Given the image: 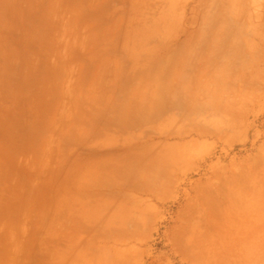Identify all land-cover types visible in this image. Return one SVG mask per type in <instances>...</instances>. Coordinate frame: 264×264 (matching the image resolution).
<instances>
[{"label": "crops", "instance_id": "crops-1", "mask_svg": "<svg viewBox=\"0 0 264 264\" xmlns=\"http://www.w3.org/2000/svg\"><path fill=\"white\" fill-rule=\"evenodd\" d=\"M250 2L0 0V169H12L0 177V215L11 200L8 213L19 203L29 217L28 240L14 243L12 264H174L157 254L166 201L177 203L175 258L220 262L212 234L195 218L207 213L208 194L225 215L264 201V115H255L262 96L241 81L246 57L264 55V39L246 31L255 23L242 12L218 14ZM74 81L78 111H57ZM98 102L128 107L99 115L91 106ZM220 102L241 105L214 115ZM166 116L174 135L167 155ZM130 121L146 131L134 132ZM141 134L143 141L133 137ZM212 135L252 144V159L202 165L194 140ZM166 159L174 184L168 197ZM217 237L221 262L237 253L234 262L264 264V223L242 239L233 235L239 241L230 246L228 231Z\"/></svg>", "mask_w": 264, "mask_h": 264}, {"label": "rangeland", "instance_id": "rangeland-1", "mask_svg": "<svg viewBox=\"0 0 264 264\" xmlns=\"http://www.w3.org/2000/svg\"><path fill=\"white\" fill-rule=\"evenodd\" d=\"M251 6L245 7L243 9H237V8H223L218 9L223 14L232 15V13L236 12H242L244 15L245 21H253L255 25L253 28L248 29L246 27V31H252L256 35H260L261 41L264 39V0H251ZM214 10V14L216 13ZM246 70L244 72V80H241L243 82L244 90L245 91H252L254 86L258 88L261 92L262 96V107L260 112L258 111L255 115H264V55H256L254 57H246ZM259 63V65H258ZM255 64V65H254ZM253 68V70L251 69ZM242 72H239L241 74ZM72 73H70L71 75ZM76 76V73L73 72V74L70 76ZM255 82V84H254ZM70 96L69 97V103L67 104H61L59 103L57 105V111L62 108V111L68 112L69 115H75L77 110V104L75 102L76 97V84L75 81L70 85L69 88ZM99 91V90H98ZM58 94H60V90H58ZM65 95V92L63 91V96ZM96 95H102V93L97 92ZM72 101V102H71ZM239 102L237 103H217L213 105L214 109V115H220L218 112H216V109H222L226 111L228 108L229 110H236L238 106H240ZM93 107V111L98 113L99 115H108L109 113H117V115H123V111L128 105L121 104V103H101L98 102L97 104L91 105ZM244 109L247 111L245 114H249L250 109L248 110L246 106ZM131 111V109H130ZM140 119V117H138ZM215 121V120H214ZM140 122V121H139ZM173 119L169 116H166L164 119V145H165V151L166 155L167 152L172 151V138H173ZM219 120L215 121L213 123L214 127H219ZM129 128H132V130H137L139 128V132L146 131L145 126L138 125L137 121H130ZM183 129V128H182ZM217 132L220 131V128H215ZM183 131V130H182ZM135 139H138L139 141H143L146 136L145 135H139V136H133ZM188 139L184 133L181 135V141H184L185 139ZM230 138V137H229ZM232 139V138H230ZM194 151L195 154H197V157L200 158V160L203 159L202 165H204L205 162L213 161V163H219L224 165L228 161H234V160H246V159H252V144H238L233 145L231 142L227 143L226 141L220 140L219 137L216 135L208 136L207 138L202 136H197V139L194 140ZM167 158V157H166ZM172 157L169 156V159ZM168 159V158H167ZM166 159L165 164V187H164V193L168 197V195H171V192L173 190V182H172V168L169 166V162ZM172 161V160H171ZM170 161V165H171ZM170 167V168H169ZM11 168H3L0 169V177H5L8 173H11ZM247 170V169H246ZM191 177L189 176L186 178L182 184H181V194L182 196L185 193V187L188 185L189 180ZM208 207L207 213L205 214V210L199 211L196 213V223L198 226V229L200 230L202 227H207L210 234H212L211 239V247L213 250V253L216 256H218V261L220 262H214L213 264H239L237 262H234L233 260L236 256V248H234L235 255L229 254V260L221 262V257L224 255L222 252H224V248L221 246V239H219L220 232L222 230L228 231L230 238H229V246L233 242L239 241L237 238H241L244 236V231L247 229H252L253 227L259 228V226L264 223V201H259L257 203H261L256 205V201H245L244 207H242L237 213V211H231V214L225 215L224 213H221L220 207L222 201L220 199L213 198L212 192L208 194ZM12 201L7 200L5 202L6 207L9 208L8 211H12ZM255 203V204H254ZM263 203V204H262ZM19 203H14V213L12 212L8 213L6 210L4 215H0V254L2 256L1 264H12V254H13V245L14 243L19 244L20 242L28 240V227H29V217L26 215H20L19 211H24L25 205L22 204L21 208H16V206ZM176 202L173 201H166L163 203L164 207V213L165 218L163 221L162 229H165V237L161 238L160 247L157 249V254L163 255L165 257H168L174 264H182L179 262L173 252H172V221H173V215L174 210L176 208ZM16 205V206H15ZM256 205V206H255ZM253 207H256L254 210ZM207 231V232H208ZM237 232H242L239 236L237 235ZM234 233V234H233ZM235 235L237 238L232 239V236ZM4 243V245H3ZM231 248V247H230ZM230 252V251H229ZM18 264V262H17Z\"/></svg>", "mask_w": 264, "mask_h": 264}, {"label": "bare ground", "instance_id": "bare-ground-1", "mask_svg": "<svg viewBox=\"0 0 264 264\" xmlns=\"http://www.w3.org/2000/svg\"><path fill=\"white\" fill-rule=\"evenodd\" d=\"M61 199H63V198H61ZM187 251H188V250H187ZM187 251H186V252H187ZM186 252H185V253H186ZM185 253H184V254H185Z\"/></svg>", "mask_w": 264, "mask_h": 264}]
</instances>
